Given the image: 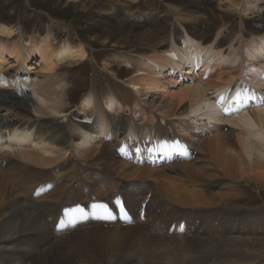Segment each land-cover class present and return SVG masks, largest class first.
Here are the masks:
<instances>
[{"label": "bare ground", "instance_id": "obj_1", "mask_svg": "<svg viewBox=\"0 0 264 264\" xmlns=\"http://www.w3.org/2000/svg\"><path fill=\"white\" fill-rule=\"evenodd\" d=\"M101 1H117L119 5L115 4L119 8L126 5V10L132 9L135 2ZM136 1L143 5L145 0ZM241 1L190 0L194 12H203L201 16L205 29L196 33L197 29L188 23L180 39L169 35L171 42H168L167 30L155 20H151L149 26L123 18L118 24L100 21L99 28L104 36L118 34L121 43H131L126 51H122L125 53L123 56L113 53L112 57L104 58V70L112 73V64L118 63L130 66L132 71L122 78L114 76L121 86L112 78H105L108 80L106 89L97 93L89 91L81 97L77 112L89 122L79 119L70 123L67 117L70 108L64 105L63 99L68 93V89L63 87L67 76L57 77V71L63 65L70 67L85 63L88 53L83 41L75 35L74 39L67 38L58 44L46 27L44 32L39 29L26 38L22 31L14 32L13 26L0 25V88L5 86L3 82L7 78L17 77L8 71L11 70L10 62L3 66L8 58L26 65L37 56L39 70L46 73L44 79L48 77L47 81L44 80L45 86H40L43 89L33 84V96L26 99L0 92V105L11 112L9 123L1 129L3 134L0 137V169H3L0 171V264H25L33 251H41L50 241H55L43 220L50 217L55 225L63 207L78 202L88 205L89 202L110 200L118 195L122 196L131 214V222L104 223L88 219L63 231L74 233L85 225L79 230L82 232L75 236L76 239L96 232L130 234L136 238L137 243L131 247L137 257L145 250L152 251L147 256L148 262L139 259L133 263V258L127 256L118 264H172L160 250L161 245L169 248L182 264H191L185 259L183 250L194 257L200 255V262L202 259L204 264H264V239L253 235L257 233L254 226L264 235V221L246 219L243 214H236L219 205L221 202L208 201L210 198H204L198 188L202 177L215 172L230 175L236 180L242 179L247 186L252 182L264 185V9L256 8L257 11L250 14L249 1L245 5L243 0L245 7L239 8ZM87 2L94 0L84 1ZM212 2H216L215 6ZM163 3L171 13L178 15V7L174 8L167 1ZM222 4L228 7L221 8ZM227 8L236 11L233 17L224 16ZM119 12L120 9L116 11ZM135 15L136 10L129 17ZM214 17L224 23L215 24L217 22L212 21ZM232 18L237 24L245 19L256 23V26L246 28L249 38L239 33L226 35L227 42L217 39L223 31V34L226 33L224 27L229 28L227 21ZM50 22L55 30L66 31L64 27ZM107 38L102 42H106ZM198 64L201 66L196 72ZM205 70L208 74L204 78ZM176 85L180 86L178 93L172 89ZM235 86L248 88L255 102L241 114L223 115L214 108L213 102L220 90ZM45 89L50 91L49 99L44 98ZM149 108L163 110L160 113L165 117L159 119H164V125L159 121L158 125L151 123L156 114H152ZM6 117L3 115L0 118V124ZM60 117L65 120H57ZM172 125L180 127L186 134L183 137L175 133L173 137L187 148H192L203 139L196 148L197 155L191 160L186 157L188 154H176L172 159L148 165L146 162L134 163L117 154L125 139L139 144L147 137L151 141L171 138L168 129ZM203 132L208 134L205 139L202 138ZM65 166L68 168L62 171ZM150 187L154 190L153 200L156 197L165 198L175 203V208L170 204L164 208L166 202H149L151 191L140 205ZM136 189L139 190L136 192ZM241 197L237 195L236 198ZM62 200L65 202L61 203ZM143 203L144 219H140ZM205 206L211 209L207 212L196 209ZM220 206L221 210L215 209ZM151 213L152 223L147 224V216ZM166 213L168 219L161 230L160 224ZM188 214L191 218L185 229H171L170 224H176ZM203 217L205 220L211 218L204 232L198 226L204 221ZM125 223L129 224L123 227ZM236 223L238 227L233 228ZM139 224L146 226L145 229ZM103 225H106L105 230ZM111 227H114L113 231H110ZM191 229L194 235L187 239L184 231ZM37 235L41 241L35 239ZM128 246L121 252L130 249V244ZM20 251L27 253L20 255Z\"/></svg>", "mask_w": 264, "mask_h": 264}, {"label": "rangeland", "instance_id": "obj_2", "mask_svg": "<svg viewBox=\"0 0 264 264\" xmlns=\"http://www.w3.org/2000/svg\"><path fill=\"white\" fill-rule=\"evenodd\" d=\"M84 1L85 0H80V1L79 0L78 1H75V0H0V25L5 24V25L13 26L14 32L22 31L24 34V37L26 38L28 36H31L36 30L40 29L43 31L44 28L46 27L45 29H47V31L50 32L49 34L56 37V41L58 42V44L62 40H65L67 38L69 40L71 38L74 39L73 37L75 35H77V37L83 41V45H85V48L88 53V57L85 58V63H83L80 66H70V67L63 65L62 67L58 69L57 71L58 75L56 74L57 77L67 76L66 77L67 82L64 83L63 87L64 89H68V93L64 95L63 99L65 101L64 105L70 108L68 116H67L69 121H71L70 123H76V121L79 119H82L83 121L88 120V119H85L82 115L78 114L77 112L78 108L80 107V99L84 94L88 93L89 91H96L97 93L101 89H106L107 87L106 82H108V80H105V78H108V79L112 78V80H114V76H117V78H122L130 74L129 73L130 70L132 71L130 66L118 65V63L112 64L114 67V68H111L112 73H110V71L104 70L102 66L104 58H107L109 56L112 57L113 55L123 56L122 54H125V53L122 51H126L127 48L130 47L131 43H128V42H124L125 44L121 43L120 39H118L120 37L118 34L104 36V34L100 31L101 29L99 28L100 21L102 20L109 21V22L112 21L111 23L118 24L119 22H121L122 20L121 18H123L130 22L137 21L144 26H147V25L149 26L152 23L151 20H155L158 23H160L164 27L165 30H167L166 33H168L167 35L168 42H171L169 35H172L173 38L175 37V38L180 39L182 31L186 28V25L188 23L193 25L197 29L196 33H200V31L205 29V25L203 23L204 19L201 16L203 15V12L202 11L194 12L193 7L190 6L191 5L189 2L190 0H164L165 2L167 1L168 3H170L171 6H173L174 8L176 9L179 8L178 15L171 13V11L164 5L163 3L164 1L162 0H145L143 5L139 4L138 1L135 0V2L132 3L133 8L130 10L124 9L126 5H122L119 8L118 6L119 2L117 1H115V3H118V5L115 4L114 2L103 3L101 0H94V2H91V3H88V2L84 3ZM121 1L123 3L125 2L124 0H121ZM242 1L240 2L239 8L245 7ZM245 1H246L245 5H248V1L250 3V6L248 7L249 9L247 8L250 14H252L253 11H257L256 8L264 9V0H255V1L245 0ZM215 4L216 2H212V6H215ZM223 7L225 8L228 6L227 4H222L221 8ZM117 9L118 10L120 9L121 13L120 12L116 13V11H118ZM134 10H136L135 17L133 18L129 17L131 12ZM225 10L226 12L224 13V16L229 17V18L233 17L234 12H236L231 8H227ZM192 17L194 21H192ZM50 21H52V24H56L57 26L59 25V27L61 28L64 27L66 31L64 32L63 30H58L57 28L55 30V28L50 25L51 24ZM212 21L214 23L217 22L215 23L217 25L221 24V22L224 23V21L216 17L212 18ZM149 22L151 23L149 24ZM227 22L230 23V25L227 26L229 28H226V27L224 28H225V32L228 34L226 33L223 34L224 32L223 31L222 34L219 37H217L218 40L222 38L224 39L225 42H227L228 41L227 36H229L230 34L238 35L239 33H242L244 38H249L250 35L246 34L245 32L246 28L249 26H252V27L256 26L255 22L247 21V19H245L240 24H237L236 21L233 20V18L228 20ZM241 27H242V30L240 29ZM193 35L195 36V32H193ZM214 37L215 35H213L212 40L214 39ZM105 38H107V41L102 42ZM112 44H115L116 46H113ZM9 62L11 64V67H10L11 70H8V71L12 72L11 75L16 74L17 77L14 76V77H11L10 79L7 78V80L3 82L5 86L0 88V92L17 95L20 98L26 99L27 97L33 96V91H32L33 84L36 83L38 84L39 87L45 86V81H47L45 79H48V77L44 79L45 77L44 75L46 73L44 71L39 70V65H38V63L40 62L39 57L37 56L33 57L31 62H27L26 65L23 64L21 61L15 62V60L8 58L6 62L3 64V66L4 67L7 66ZM200 66L201 65L198 64V66L195 68L196 72L197 70H199ZM211 67L212 66H210V68ZM176 70H177L176 72L179 73V70L178 69ZM112 74H115V75H112ZM207 74H208V71L205 70L204 71L205 77L207 76ZM179 80L182 82L181 78ZM114 81L117 82V80H114ZM117 83H116L117 85L121 86L120 82H117ZM172 87H173L172 89L174 90V93H175V90L180 91L179 85L172 86ZM40 88L43 89V87H40ZM179 91H177L176 93H178ZM49 92L50 91H47L45 89L44 98L50 97V94H48ZM51 96H54V94L52 95L51 93ZM148 110H151V109L149 108ZM151 111H152V114L153 113L156 114V118H157L156 119L154 117V119L151 120V123L154 125H158L160 122L161 125H164V119L162 121L159 119L161 117L163 118L165 117L163 113H160L163 110H160V111L151 110ZM10 114L11 112L9 110H6L3 107V105L2 106L0 105V118L3 117V115H7L5 120L1 121V124H0V137L3 134V132H1V129L5 128L7 123H9V120L11 118ZM123 114H128V113H123ZM63 117L66 119V116H63ZM63 117H60L57 120L64 121L65 119ZM13 119H14V116L11 120ZM34 121H37V120H34ZM86 122H89V120ZM68 125H69L68 127L70 128L71 127L70 124ZM201 127H203V125ZM71 129H73V127H71ZM180 129H181L180 127H177L176 125H172V127L168 129V131L170 132L169 137L175 136L174 135L175 133L178 136L186 137V134H184ZM202 134H203L202 138L208 136V134L205 132H203ZM111 137L113 138V136ZM149 139L150 138L148 137L146 139H143L138 144L139 147L141 149L145 147L143 143L144 142L147 143ZM201 140L203 142V139ZM123 142L128 143L129 147H131L132 144H135L132 141H128L126 139ZM202 142L201 141L196 142L194 146L192 147L193 149L191 147L188 148L189 155L186 157H188L190 160L191 158H194L195 154L197 153L196 148L199 147L202 144ZM117 154L120 156H125L127 160L133 161L134 163L142 164L146 162L148 165H151L150 161H148L143 155L141 156V159L139 161V159H135L134 155L131 152L124 153L120 151ZM67 168L68 166H65L62 171H65ZM1 170L3 169H0V171ZM198 188H200L201 194H203L204 198L206 199L210 198V200L208 201H212L217 204L221 202L219 205L225 206L226 209L230 211H234L236 214H239V213L243 214L246 219L258 218L261 220V222L264 221V185H257L256 183L252 182L251 185L247 186L246 183L242 182V179L236 180L234 179V177L230 175L223 176L221 173L215 172V173L206 174L205 177H202L200 180V183H198ZM138 190L139 189H136V192ZM149 191L152 192V197L150 198L149 202H166L163 205L164 208L168 207L169 204L170 206L175 208L174 206L175 203L167 201L165 198L156 197L153 200L154 190L151 187L146 190L144 197L142 198L140 202V205L142 201L145 199ZM237 195H241L242 197L240 199H237L236 198ZM60 202L61 203L65 202V200H62ZM209 207L210 206H205V207H199L196 209H200L201 211L207 212V210L211 209ZM215 209L221 210L222 208L220 206L219 208H215ZM188 216L189 214L187 215V217H183V218L181 217L182 219L177 220L179 218L178 217L176 219L177 220L176 224H174V228L179 227V224L181 222H184L183 229H185L186 223L191 218L190 216L189 217ZM152 217H153V213L147 216V222H146L147 224L152 223L151 222ZM50 219H51L50 217H46L45 220H43V222L49 226L50 232L54 236L55 241L54 240L50 241L48 243V246L41 251L36 250L38 253L36 251H33L32 252L33 255L29 259L25 260V264H108V263L118 264L119 261L123 260L124 258H128V257L133 258V261H134L133 263L137 262L139 259H142L141 261L144 263L145 261L147 262L149 261L147 259V256L150 255L152 251L145 250L143 251V254H140V256L137 257L136 256L137 254H135L133 248L131 247L133 243L135 244L136 238H134L130 234H125V235L116 234L112 230L114 229V227H111L110 231H113V232L108 233L109 235L101 233V232H96V233H92L93 236L92 234H87L82 238L76 239L75 236L82 232L79 230H82V228L85 225L82 228L80 227V229L75 230L76 232L74 233L68 232V234H66V232L64 231L63 233H58L54 230L53 221L52 219L51 220ZM163 219L164 221L161 222L160 224L161 230L165 226L164 222L167 221L168 219L167 213L164 214ZM202 220H204L203 222L201 221L202 223H199L198 220L196 223L197 224L199 223L198 224L199 228L204 232L205 230H207V227L209 225L211 218H207V220H205L203 217ZM128 222H131V221H128ZM126 224H129V223L123 224V227ZM172 224H170V226H172ZM139 226L144 229L146 227L144 225L141 226L140 224ZM237 227H238L237 223L233 225V228H237ZM103 229L104 230L106 229V225H103ZM254 229L257 232V233H253L254 236L256 235L255 238L264 239V235L261 232V230H258L259 228L257 226H254ZM85 230L88 231L90 230V228L85 229ZM193 231H194L193 229L184 231V234H186L187 239L193 237L194 235ZM152 234L156 235V233H152ZM157 234L158 236H160L159 233ZM111 237H113V239ZM35 239L41 241V238L38 235L35 237ZM116 240L117 242H115ZM129 244H130V249H127V251L124 253L121 252L124 248H129L128 246ZM160 250L167 257V261H170L172 264L174 263L182 264V263H179L178 260L175 259L174 257L175 255L173 256L172 252L170 253V249L166 248V246L161 245ZM25 253H27V251L19 252L20 255H24ZM132 253H134V255ZM183 253H184L185 259L189 261L191 264H204V261L202 262V259L200 262V255L198 257L197 256L194 257L193 254H190L184 250H183ZM208 258L209 257H207V259ZM44 259H46L47 261ZM133 263H129V264H133ZM156 264H160V262Z\"/></svg>", "mask_w": 264, "mask_h": 264}]
</instances>
